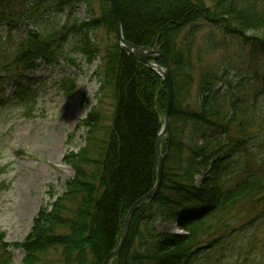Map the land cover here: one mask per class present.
Wrapping results in <instances>:
<instances>
[{"label":"trees","instance_id":"trees-1","mask_svg":"<svg viewBox=\"0 0 264 264\" xmlns=\"http://www.w3.org/2000/svg\"><path fill=\"white\" fill-rule=\"evenodd\" d=\"M117 5L123 38L166 57L173 98L160 186L132 214L109 264H264V257L248 259L252 242H236L248 239L254 217L264 214V116L256 112L264 101V0ZM50 13L64 16L62 25L13 34ZM0 25V69L8 80L42 65L73 64L74 53L100 61L97 104L68 135L83 128L85 145L62 159L73 177L39 209L23 241L6 242L0 229V264H14L13 250L23 253L19 264H102L118 246L126 213L155 184L166 83L119 45L111 0H0ZM154 62L163 65L160 57ZM58 85L66 97L76 89L69 75ZM157 222L185 233L161 231Z\"/></svg>","mask_w":264,"mask_h":264},{"label":"rangeland","instance_id":"rangeland-1","mask_svg":"<svg viewBox=\"0 0 264 264\" xmlns=\"http://www.w3.org/2000/svg\"><path fill=\"white\" fill-rule=\"evenodd\" d=\"M77 17H85L83 7L78 8ZM64 20L61 14L50 13L45 23H26L13 34L26 37L28 30H49L62 25ZM4 30L0 25V36L4 37ZM2 55L0 53V58ZM70 58L73 64L67 60L56 66L42 65L12 81L0 69V229L5 232L6 242L25 239L39 209L48 206L53 201L52 195L60 194L73 177L72 170L62 164L65 153L85 145L83 128L76 130L71 140L68 135L97 104L100 83L95 72L100 61L87 63L75 53ZM262 62L264 65V57ZM239 72L237 69L231 73V83H236L233 77ZM65 75L75 79L76 89L71 97L64 96L58 85ZM20 86L25 87L20 89ZM103 102L106 110L109 109L106 99ZM256 112L264 116L263 98L257 100ZM201 179L202 176H198L196 183ZM254 218L252 235L249 231L248 239L244 241L240 235L236 242H252L248 259L260 261L264 257V214ZM156 227L166 232L173 229L172 224L160 222ZM22 258L21 251L13 250L14 264H19Z\"/></svg>","mask_w":264,"mask_h":264},{"label":"water","instance_id":"water-1","mask_svg":"<svg viewBox=\"0 0 264 264\" xmlns=\"http://www.w3.org/2000/svg\"><path fill=\"white\" fill-rule=\"evenodd\" d=\"M111 5L113 8V12H114L115 20H116V31H117V38H118L119 45L121 47H123L130 55L134 56L140 62L145 64L149 69H151L155 73H157L161 77V79L166 83V86H167V104H166V110H165L164 118H163V126H162L160 132L158 133V136H157L156 141H155L156 172H157L155 184L152 187V189L149 190V192H147L144 196L137 199L132 204V206L130 207L128 212L126 213L118 246L106 256V258L103 260L102 264H109L110 261L122 249V247L125 243V240L127 238L130 218H131L132 214L134 213V211L142 203H144L146 200L155 196V194L158 191V188H159L161 180H162V174H163V168H164V157L161 153V142H162V138H163L164 134L167 132V129H168L169 113H170V108L172 105V98H173L170 67H169V63H168L166 57L158 49H155V48L149 49V48H144V47H140V46H135L134 44L127 42L123 38V35H122V28H121L119 13H118L117 0H111ZM158 57H160L163 60L162 66L158 65L157 63L154 62V60Z\"/></svg>","mask_w":264,"mask_h":264},{"label":"bare ground","instance_id":"bare-ground-1","mask_svg":"<svg viewBox=\"0 0 264 264\" xmlns=\"http://www.w3.org/2000/svg\"><path fill=\"white\" fill-rule=\"evenodd\" d=\"M169 125V124H168ZM168 130V129H167ZM166 134V133H165ZM164 134V135H165ZM170 233H174V234H183L185 233L184 229L182 227H180L179 225H175L173 224V229L171 231H168ZM237 235V234H236ZM223 259H226V255H225V258ZM111 262V261H110Z\"/></svg>","mask_w":264,"mask_h":264}]
</instances>
